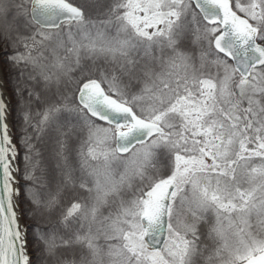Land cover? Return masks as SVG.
I'll return each instance as SVG.
<instances>
[{
	"label": "snow or ice",
	"instance_id": "snow-or-ice-1",
	"mask_svg": "<svg viewBox=\"0 0 264 264\" xmlns=\"http://www.w3.org/2000/svg\"><path fill=\"white\" fill-rule=\"evenodd\" d=\"M0 65V264H264V0H0Z\"/></svg>",
	"mask_w": 264,
	"mask_h": 264
},
{
	"label": "trees",
	"instance_id": "trees-1",
	"mask_svg": "<svg viewBox=\"0 0 264 264\" xmlns=\"http://www.w3.org/2000/svg\"><path fill=\"white\" fill-rule=\"evenodd\" d=\"M0 68H1L2 76H3L4 75V68L2 65H0ZM9 96L11 98V89H9ZM13 103H15L14 99H13Z\"/></svg>",
	"mask_w": 264,
	"mask_h": 264
},
{
	"label": "water",
	"instance_id": "water-1",
	"mask_svg": "<svg viewBox=\"0 0 264 264\" xmlns=\"http://www.w3.org/2000/svg\"><path fill=\"white\" fill-rule=\"evenodd\" d=\"M0 77H2L1 69H0Z\"/></svg>",
	"mask_w": 264,
	"mask_h": 264
},
{
	"label": "rangeland",
	"instance_id": "rangeland-1",
	"mask_svg": "<svg viewBox=\"0 0 264 264\" xmlns=\"http://www.w3.org/2000/svg\"><path fill=\"white\" fill-rule=\"evenodd\" d=\"M1 69V68H0ZM2 73V72H1Z\"/></svg>",
	"mask_w": 264,
	"mask_h": 264
}]
</instances>
